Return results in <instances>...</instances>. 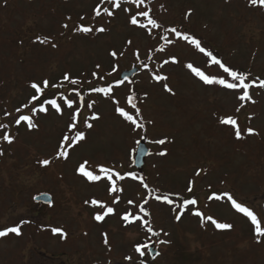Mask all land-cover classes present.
Segmentation results:
<instances>
[{
    "label": "rangeland",
    "instance_id": "rangeland-1",
    "mask_svg": "<svg viewBox=\"0 0 264 264\" xmlns=\"http://www.w3.org/2000/svg\"><path fill=\"white\" fill-rule=\"evenodd\" d=\"M149 1L120 0L116 8L114 0H0V125L6 126L0 127V230L17 226L21 233L0 237V264H264V237L224 195L252 210L264 228V7L250 0ZM142 11L148 17L138 15ZM149 19L198 39L226 67L248 75L251 99L239 98L243 89L204 83L189 64L216 79L231 77ZM81 27L92 31H77ZM101 27L105 31L96 30ZM133 67L136 77L122 82L121 74ZM66 74L78 83L65 81ZM44 80L49 87L42 93L31 87L43 88ZM22 115L36 127L17 124ZM229 117L241 139L220 122ZM77 131L83 140L64 142ZM142 139L150 153L138 172L134 159ZM161 139L166 143H157ZM45 159L46 166L40 163ZM81 165L100 178L87 179ZM40 194H49L53 207L39 209L34 199ZM185 199L197 203L185 208ZM108 207L114 212L97 221ZM197 211L232 227L217 229ZM177 212L183 213L179 221Z\"/></svg>",
    "mask_w": 264,
    "mask_h": 264
},
{
    "label": "snow or ice",
    "instance_id": "snow-or-ice-1",
    "mask_svg": "<svg viewBox=\"0 0 264 264\" xmlns=\"http://www.w3.org/2000/svg\"><path fill=\"white\" fill-rule=\"evenodd\" d=\"M132 2H136L137 5L139 6V4H143L144 0H132ZM250 2H251L252 5L259 4L260 6L264 7V0H250ZM113 6L116 7V8H119L121 6L120 0H114ZM103 11H104V13H106L109 16L113 15V13L111 11H109L108 8H104ZM96 15H100V11L99 10L96 11ZM138 15H142V16L148 17L149 14H148L147 11H142V12L138 13ZM131 23L134 24V25L138 23V21L136 19V16H132L131 17ZM149 23L152 24L154 27H158L156 21L153 20V19H149ZM64 27H67V25H64ZM96 30L99 31V32L105 31V29L102 28V27L99 28V29H96ZM77 31H82V32L87 33V32L92 31V29L91 28H88V27H81V28L77 29ZM171 31L173 33H176L177 36H181V33L177 32V30L175 28H172ZM182 38L184 40L188 41L189 43L195 45V47L197 49H199L200 52L205 53V55L211 57L212 62L215 63V64H217V65H219L223 69V71L225 73H227L231 77V82H229V81H227V80H225L223 78L216 79L214 77H210L208 75H205L203 72H201L200 70H198L196 68H192V65L189 64L188 67L191 68L192 71L204 83H206V84H220V85H222L223 87H225L227 89H243V94L239 98L241 100H246V99L250 100L251 99V97L249 96V93H248V89L250 87H252V84L245 82L246 79H247V76L245 74L239 73L237 71H233L229 67H226L223 63H221L220 60L216 59L215 56H212V53L211 52H207L205 50V48L201 47V43H200V41L198 39H195L194 37H190L188 35H183ZM46 42H47L46 39L40 41V43H46ZM52 46L55 47L56 45L53 44ZM110 54L113 57H115L117 55V53L115 51L111 52ZM173 62H175L174 59H173ZM165 63H167V61H165ZM97 67H99V66H97ZM93 75L95 76L96 73H93ZM154 78L156 80H158V81L159 80H166L167 79L166 76H159V75L155 76ZM64 80L65 81H69L72 84L78 83L77 80H74V79L70 80V78H69V76L67 74L64 76ZM259 86L262 87V88H264V80H261L260 81ZM31 87L33 89H35L36 92L42 93L43 89L49 87V82L47 80H44L43 81V88L38 83H32L31 84ZM52 87H56V85H52ZM164 88L168 92H171L172 91V89L169 88L167 84L164 85ZM92 91H95V92H103L105 94H108L109 92H111V88H94V89H92ZM37 99H38V97L35 96V95H33L32 100H37ZM128 102L131 103V98L129 99ZM48 103H50L52 106H54L58 112L60 111V105L56 104V101L55 100L49 101ZM67 104H68V107L69 108L72 107V101H70V100L67 101ZM91 106H92L91 104L88 105V107H91ZM25 107H27V105H25ZM132 108L136 109V105L135 104H132ZM39 110L40 111H46V109L43 108V107H41ZM117 111L120 113V115H122L126 119L132 121L133 124H136V120H134L133 117L131 115H129L127 112H125L123 109L117 108ZM136 111H137V113H139V109H136ZM94 118L98 119V117H94ZM73 119H75V116L73 117ZM21 120L26 121L27 122V125H28V127L30 129L36 127V125L32 122L31 118L28 117V116L22 115L19 118V120H16V123L19 124ZM220 122L222 124H225V125H232L235 128V136H236V138L237 139H241L242 138L241 132L239 130V127H238V125H236V121L234 119H232L231 117H229V118L222 119ZM0 127H6V126L0 125ZM75 127H76V124L75 123H71L69 125L70 130L71 129H75ZM87 127L90 128V127H92V125L89 124V125H87ZM247 133L250 134V135L251 134H254V130L252 128H248L247 129ZM84 138H85L84 133L83 132H80V131H77L75 133V136L73 138H70L69 136H65L63 138V140L66 143L70 142L71 139H74L75 141L79 142V141L83 140ZM3 139L5 141H7L8 143H12L13 142V138L10 135L6 134V133L3 135ZM157 143L164 144V143H166V140L161 139V140L157 141ZM63 146L64 145L62 144L61 147H63ZM2 154L3 153L0 152V155H2ZM160 154L161 155H165L166 153H163L162 152ZM58 155L60 157H63V158L66 159L68 153L66 151H61V152L58 153ZM40 163L42 165L46 166V165H48L50 163V161L47 160V159H45L43 161H40ZM79 171L84 176H86L87 179H89V180L95 181V180H98L100 178L99 176L94 175L90 171H85L83 165L80 166ZM101 171L108 175V179H111L112 178L111 175L109 174V172H110L109 169L102 168ZM197 174H199V173H197ZM120 178L122 179L123 177H120ZM145 187H147V185H145ZM110 190L113 191V192L118 191V189L115 187V183L114 182H113V186H112V188ZM188 191L191 192L192 191V188L189 187L188 188ZM224 195H227V198H228L229 201H231V204H232V207L233 208H235L238 212L243 213L246 217H248L250 219L251 223L255 226V233H256L257 237H264V228L261 227V223L258 220L256 214H254V212L252 210H250L249 208H247L245 206H242L241 203H238L230 194H224ZM216 198L217 199H220L222 197L217 196ZM158 199H159V197H158ZM162 199L164 200V202H166L168 204H172L173 203V201L168 196H164ZM92 203L93 204H96L98 202L95 201V200H93ZM129 203H131V201H129ZM145 203H147V201H145ZM196 203H197V201L195 199H185L183 201V207L186 208V207H188L190 205H195ZM141 211H144L143 207H141ZM113 212H114V209L111 208V207H108L106 209V212L104 214H96L94 218L97 221H103L105 215L110 214V213H113ZM193 214L196 215V216H198V217H201L202 222L204 220H210L215 225V227L217 229H230L232 227V225L227 224V223H219V222H217L216 220H214L211 217H204L203 214L201 212H199V211H197V212H195ZM145 215H147V213H145ZM182 215H183L182 212H177V214L175 216V219L177 221H179L181 219ZM122 219L124 221H129V214H125L122 217ZM52 231L54 233H59L61 235H64L62 229L54 228V229H52ZM149 231H151V229H149ZM10 233H13V234H16V235H20L21 234L20 233V228L17 227V226H12V227H7V228H5L3 230H0V237L7 236ZM155 235H159V233H155ZM165 235H167V233H165ZM104 242L106 244L108 242L107 241V235L106 234H105V240H104ZM257 242H260V241L257 240ZM160 243H167V241H160ZM143 247H146V246H143ZM135 250H136V252L140 253V255H144V252L142 251V246H137ZM126 259H131V258L130 257H127ZM142 264H143V262H142Z\"/></svg>",
    "mask_w": 264,
    "mask_h": 264
},
{
    "label": "water",
    "instance_id": "water-1",
    "mask_svg": "<svg viewBox=\"0 0 264 264\" xmlns=\"http://www.w3.org/2000/svg\"><path fill=\"white\" fill-rule=\"evenodd\" d=\"M144 64L142 62L139 63V66L142 67ZM139 69L138 67H133L129 71H125L121 74L120 80L121 81H131L136 75L138 74ZM248 76V75H247ZM149 149L147 148L144 139H142L138 143V148L136 150L135 159H134V167L138 172H142L146 163V160L149 156ZM34 202L36 204L44 205L47 207L53 206L52 197L49 194H40L35 197ZM148 214V211H145ZM149 255L151 258H155L158 255V251L152 246L149 249Z\"/></svg>",
    "mask_w": 264,
    "mask_h": 264
},
{
    "label": "trees",
    "instance_id": "trees-1",
    "mask_svg": "<svg viewBox=\"0 0 264 264\" xmlns=\"http://www.w3.org/2000/svg\"><path fill=\"white\" fill-rule=\"evenodd\" d=\"M129 1L132 2V0H129ZM151 3H152L151 0L149 2H146V4H151ZM149 8H150V6H149ZM157 25L159 28H162V32H163L164 36H167L168 33L171 32V30L169 28H166V27L163 28L159 23H157ZM177 32L181 33V31H178V30H177ZM183 35H186L185 32L181 33V36H178V38H182ZM163 38H165V37H163ZM182 40H184V39L182 38ZM198 52L201 53L200 51H198ZM215 57H216V55H215ZM209 59H211V58L209 57ZM216 59L220 60V57L218 56V57H216ZM259 88H262V87H259ZM38 208L41 209V208H43V206L39 205Z\"/></svg>",
    "mask_w": 264,
    "mask_h": 264
}]
</instances>
